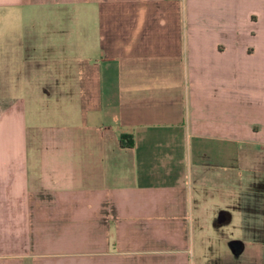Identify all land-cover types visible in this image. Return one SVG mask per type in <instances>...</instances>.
Here are the masks:
<instances>
[{
  "label": "crops",
  "instance_id": "obj_1",
  "mask_svg": "<svg viewBox=\"0 0 264 264\" xmlns=\"http://www.w3.org/2000/svg\"><path fill=\"white\" fill-rule=\"evenodd\" d=\"M0 8V264H264V0Z\"/></svg>",
  "mask_w": 264,
  "mask_h": 264
},
{
  "label": "rangeland",
  "instance_id": "obj_2",
  "mask_svg": "<svg viewBox=\"0 0 264 264\" xmlns=\"http://www.w3.org/2000/svg\"><path fill=\"white\" fill-rule=\"evenodd\" d=\"M22 14L16 9L6 10L0 8V60H1V48L4 40V36L7 34L11 38L16 39L19 31L21 30V24L18 20ZM5 18H11L6 21Z\"/></svg>",
  "mask_w": 264,
  "mask_h": 264
},
{
  "label": "trees",
  "instance_id": "obj_3",
  "mask_svg": "<svg viewBox=\"0 0 264 264\" xmlns=\"http://www.w3.org/2000/svg\"><path fill=\"white\" fill-rule=\"evenodd\" d=\"M119 141L126 145H130L132 143V139L129 133H119Z\"/></svg>",
  "mask_w": 264,
  "mask_h": 264
}]
</instances>
